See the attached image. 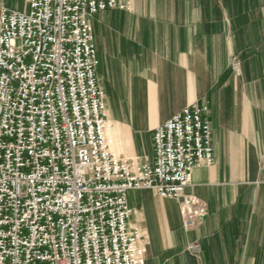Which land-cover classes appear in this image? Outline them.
Segmentation results:
<instances>
[{
	"label": "built area",
	"instance_id": "built-area-1",
	"mask_svg": "<svg viewBox=\"0 0 264 264\" xmlns=\"http://www.w3.org/2000/svg\"><path fill=\"white\" fill-rule=\"evenodd\" d=\"M28 3L0 6V264H146L127 194L177 201L185 229L206 216L187 189L214 161L208 102L155 128L152 161L118 156L92 20L135 0Z\"/></svg>",
	"mask_w": 264,
	"mask_h": 264
},
{
	"label": "crops",
	"instance_id": "crops-1",
	"mask_svg": "<svg viewBox=\"0 0 264 264\" xmlns=\"http://www.w3.org/2000/svg\"><path fill=\"white\" fill-rule=\"evenodd\" d=\"M92 30L118 156L152 161L158 125L209 106L214 161L187 189L206 216L185 229L177 201L127 194L146 264H264V0H135L129 14H97Z\"/></svg>",
	"mask_w": 264,
	"mask_h": 264
},
{
	"label": "rangeland",
	"instance_id": "rangeland-1",
	"mask_svg": "<svg viewBox=\"0 0 264 264\" xmlns=\"http://www.w3.org/2000/svg\"><path fill=\"white\" fill-rule=\"evenodd\" d=\"M18 1L20 3V7H19L20 10L27 12L28 11V5H29L28 0H18ZM1 4H5V5L7 4V5L11 6L9 3H6L5 0H0V6H1Z\"/></svg>",
	"mask_w": 264,
	"mask_h": 264
}]
</instances>
